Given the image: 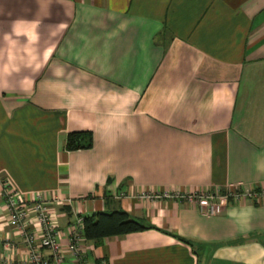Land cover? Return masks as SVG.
<instances>
[{
    "label": "crops",
    "instance_id": "0c3cea01",
    "mask_svg": "<svg viewBox=\"0 0 264 264\" xmlns=\"http://www.w3.org/2000/svg\"><path fill=\"white\" fill-rule=\"evenodd\" d=\"M72 131L91 145L66 150ZM4 179L63 244L76 215L152 226L85 239L93 264H264V198L170 197L264 187V0H0V259L19 264Z\"/></svg>",
    "mask_w": 264,
    "mask_h": 264
},
{
    "label": "built area",
    "instance_id": "2783aa9c",
    "mask_svg": "<svg viewBox=\"0 0 264 264\" xmlns=\"http://www.w3.org/2000/svg\"><path fill=\"white\" fill-rule=\"evenodd\" d=\"M2 196L8 222L16 229L28 250L27 257L19 264H66L67 259L72 264H93L87 259L81 246L85 240L82 215H76L66 228L67 239L66 244H63L59 238L57 225L51 216L50 203L44 201L39 195L28 200L24 199L22 194L6 179L2 181ZM164 196L168 194L165 193ZM170 197H181L189 205L197 207L201 213L216 215L222 211L229 198L238 200L248 197L255 201L264 198V187L256 190L229 187L223 193L219 189L215 191L200 189L186 194L176 193ZM70 202L69 198L65 199L67 205H70ZM31 213L38 223L37 233L28 225ZM43 248L49 250V254H43ZM0 264L14 263L0 259Z\"/></svg>",
    "mask_w": 264,
    "mask_h": 264
},
{
    "label": "trees",
    "instance_id": "16d2710c",
    "mask_svg": "<svg viewBox=\"0 0 264 264\" xmlns=\"http://www.w3.org/2000/svg\"><path fill=\"white\" fill-rule=\"evenodd\" d=\"M90 145L91 134L89 131L69 132L64 143L66 150L87 148ZM151 227L150 225H144L121 209L111 212H96L83 216L84 237L86 240L93 241L95 245H98L107 237L123 236ZM262 243L264 246V239Z\"/></svg>",
    "mask_w": 264,
    "mask_h": 264
}]
</instances>
